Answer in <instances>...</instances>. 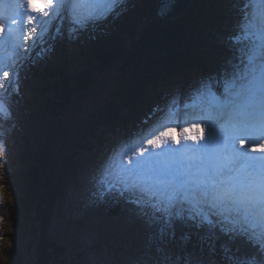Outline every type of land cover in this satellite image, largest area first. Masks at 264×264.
I'll list each match as a JSON object with an SVG mask.
<instances>
[{
  "label": "snow or ice",
  "instance_id": "1",
  "mask_svg": "<svg viewBox=\"0 0 264 264\" xmlns=\"http://www.w3.org/2000/svg\"><path fill=\"white\" fill-rule=\"evenodd\" d=\"M15 2L30 5L38 14L31 16L21 9L14 17L21 26L26 20L35 22L31 31L36 35L31 37L30 47L36 48L44 43L54 24L62 25L65 13L70 14L74 30L85 28L119 16L126 0ZM40 4L49 10L45 12ZM243 7L241 33L234 37L237 43L246 42L241 49L242 66L226 80L223 95H218L211 81H206L187 102L173 98L165 115L135 140L123 145L107 166V176H114L125 185L121 195L125 191L134 196L139 193L134 202L151 206L154 214H165L167 223L160 229L158 248L163 258L159 264H176L167 258L163 245L175 237L171 231L173 218L183 219L185 214L197 227L208 226L209 240L219 227L233 241L244 240L264 249V0H245ZM12 22L10 19L6 27L0 17V49L5 45L15 49ZM56 32L59 34V26ZM26 56L24 53L21 59ZM9 72L12 75L5 85L2 77ZM18 79L15 63L6 65L0 60V116H11L7 97L10 91L18 90ZM185 124L206 125L207 135L201 130L199 139L189 137L195 143L185 142L181 146V141L171 135L175 130L172 125L183 128ZM257 150L260 155L251 154ZM6 153L7 145L0 132V168L5 169V175ZM2 189L0 185V193ZM213 216L219 219L214 220ZM3 219L0 216V221Z\"/></svg>",
  "mask_w": 264,
  "mask_h": 264
},
{
  "label": "trees",
  "instance_id": "2",
  "mask_svg": "<svg viewBox=\"0 0 264 264\" xmlns=\"http://www.w3.org/2000/svg\"><path fill=\"white\" fill-rule=\"evenodd\" d=\"M182 24H186V21L185 22L183 21ZM175 26L180 28V30H182V27L180 25H175ZM156 31L163 32L159 27L156 28ZM164 35H167V34H164ZM182 36L183 34H179V32L173 31L172 33L169 34L168 40L170 42H174V41L179 42ZM168 40L166 39L165 43L167 45L168 50L172 51L171 44L168 42ZM146 48L147 49L151 48L152 50L155 51L154 45L151 46L148 44ZM186 64H187L186 59L180 58L179 62L174 64V67L177 69H180V68L183 69L186 67ZM166 65L167 64L163 65V67ZM103 68L104 66L102 67V69ZM91 77H92L91 75H89L86 79L84 78L80 79L78 77L76 80L74 79L73 84L70 85L71 81L69 77L65 75L60 76V78L57 79V82H58L57 89L54 91L52 89H49L50 94H47L48 98L51 100V101L49 100L50 105H47L48 108L50 109L59 108L60 111H62L63 108L66 110L68 107H72L75 101L74 99L76 98L78 93H79V99H80L83 93H86L87 91L90 90ZM154 78H155L154 74L151 77L144 76L143 78H140L138 80H135L134 78L131 81V83H133V86H135L136 88L135 95L140 98V95L142 94V89H141L142 86L144 85L146 86L147 84L152 82ZM74 90H77V91L73 93ZM62 103H63V106H61ZM112 104H114L115 107L112 110H110V107L107 106L108 110L110 111L108 112V114L103 113L102 116L99 118H95L94 114H89L88 116L83 117L82 120L80 119L79 116H77L75 120H72L71 125L79 124L83 127L82 130H77L76 128H73V130L75 131L76 137L81 143L82 149L84 151L86 150V147L88 144H92L94 141H99L102 138H104L106 136V133H105L106 129L115 130L122 124L123 126L124 125L129 126L128 121L135 122V120L139 117V114L143 111V105H144L143 100L137 101V97L134 98V100H130L129 97H121L119 99V103L117 101L116 102L113 101ZM98 110H102V108ZM104 110L107 111L106 108H104ZM123 111H125L127 116L121 119V114L123 113ZM14 118H15V122L17 123L18 121L17 118L16 117ZM17 125L23 130L24 128H26L25 124L22 125V124L17 123ZM53 131H55V134L52 139V146H50V150L48 151L46 150V148H44L43 152L40 153V158L38 159L36 157L35 163L38 164V168L36 172L37 174L34 177L33 182H31L32 180L31 177L33 173L32 171V173L30 172L28 176L26 177L23 175L25 182L22 183V187L25 188L26 186L27 193L31 194V196L34 195L35 197V203L31 207H33V210L36 213L35 220H38V221H35V222L30 221L31 224L35 223L34 225H32L33 227L26 228V226L23 224V227L25 229L21 225H19V228L21 231L27 230V233L29 232L28 235L30 234L31 239L33 238L37 239V236H42V239H41L42 243H38V247H37V254L39 255V257H37L36 255H31L29 256L28 260H22V262H20L19 258L21 254H19L20 253L19 250L17 248L16 249L12 248L14 252V258L12 254H10L8 257L13 261L12 262L13 264H25L29 262V259L32 261L35 259V262L33 261L35 264H51V261H52V257H50L47 254V252H49L50 250L51 245L50 243L47 245L46 244L47 240L46 239L43 240V237L45 235L47 236L49 235V229H47L48 228L47 225L49 226L47 222L48 221L47 218L49 217V213L53 206V197H54L55 189H54V185L52 186V183L54 181L53 177L57 170L56 162L60 166L64 164L66 160L65 167L61 169V171L64 172L63 176L58 181V183L61 184L60 182L62 183L64 182V180L62 179L67 174L71 173V171L74 169L73 165L77 159L72 156L76 154L77 152H75L70 146L67 145V143L61 140V132L59 131V129L55 127V130ZM52 155L55 156L53 157V160L51 159ZM35 163H34V166H36ZM41 182H42V187H41L42 189L38 188L39 186H41L40 184ZM14 184H15L14 189H18L16 183ZM58 190H59V187H58ZM14 194L16 195V197L20 198V195L16 192V190H14ZM32 199L28 196L27 201L25 202V205H22L24 210L30 209L29 203L33 202ZM41 228L43 229L42 232H41ZM12 244L13 246H18L17 243H12ZM36 246L34 247L28 246L27 248L34 250ZM28 253L30 254V252Z\"/></svg>",
  "mask_w": 264,
  "mask_h": 264
},
{
  "label": "rangeland",
  "instance_id": "3",
  "mask_svg": "<svg viewBox=\"0 0 264 264\" xmlns=\"http://www.w3.org/2000/svg\"><path fill=\"white\" fill-rule=\"evenodd\" d=\"M190 26H191V28L196 27L195 25L194 26L190 25ZM109 81H114L117 83L119 82L118 79L113 77L112 75L109 76V79L107 81H104L101 83L94 82L92 88L89 91H87L86 93H83L81 98L74 102L73 107H71L67 111V113L64 115L63 118H59V115L61 114V112H59L57 109L53 110L52 112L46 110V108H45L46 99L43 95H41L39 93V96H40L39 105H38L37 112L34 115L33 123H32L33 134L29 137H31L32 141H38L37 140L38 135L36 133V130L43 131L44 134L47 135L49 132L54 130L52 128V126H55L61 132V140L63 142L69 143L71 145H76L77 144V137H76V133L73 130V128H76L77 130H82L83 127L79 124L69 125L71 123V118L75 115L74 111L76 110V111L80 112L79 114H76V115H81V117H80L81 120L83 119V117H86L89 114H97L98 115L99 113L97 111H99V110H98L97 106L94 105V109L96 111L91 110L93 102H95L97 99H101L107 103L109 96L113 97L115 99V93L112 94L111 91H102L101 88L99 87V85L108 86ZM30 96H31V94L29 95L28 101L30 99ZM36 98H37V95H35V99ZM89 101H91V105L86 109V106H87ZM109 111L110 110L105 111V114L106 113L108 114ZM85 113H86V115H85ZM18 118H19V116H18ZM20 121H24V120L21 119ZM19 123H21V122H19ZM47 123L50 124L48 127H46ZM6 128L7 127H3L2 130H5ZM17 129H18V126H17ZM17 129L15 128V129H13V131H15ZM70 130H72L73 133H72L71 140L68 141V139L66 138L67 134H65V133L67 131H70ZM69 133H71V132H69ZM28 134H30V131L28 132ZM44 134L42 136H44ZM6 145H7V152L13 151V153H11L10 156L8 157L7 164H6L5 168L7 170H12L14 164L16 162H19L20 166H23V165L27 166L28 165V168H31V171H33V177H35L37 174L36 172H37L38 164H36L34 162L36 165V166H34L32 164V162H30V160L33 157H37L38 159L40 158L39 147H37V145H34V146H32L31 150L25 149V153H24L23 147H21V146L17 149L15 145H10V144H6ZM27 156H29V157H27ZM21 171H22V169L15 170V173H14L15 177H17L19 179V181H20V178L22 176ZM28 172H30V171H28ZM31 182H33V180H31ZM20 183L22 184L21 181H20ZM40 184L42 185V182ZM4 187H5L6 191L4 190V188L2 189V193H1L2 200H0V204H2V202L4 201L3 198H5L11 204V207H14L13 203L15 204V201L10 196V193H9L10 190L7 188L6 185H4ZM0 208H3V206L0 205ZM2 211H4V210H2ZM2 211H0V214H2L1 213ZM8 211H10V216H12V213H13L12 208L9 207ZM8 216H9V214H8ZM90 220H91V218L87 217L88 223L90 222ZM12 223H9L7 225V223L0 221V236L3 237V239H2L3 241L0 240L1 241L0 242V263L1 264H9L8 256L10 255V252L12 250V248L9 247V245L12 244L9 237L16 238V243L19 246H21L25 249H28L26 244H25V238H27V234L24 235L23 233H21L20 236H16L15 235L16 230H15V227L13 226ZM20 224L21 225L24 224L23 219L20 220ZM31 225H33V224H31ZM41 239H42V236L38 237V243H42ZM45 239L48 240L46 236L43 237V240H45ZM29 250H32V249H29ZM32 252H33V250H32ZM61 255H62V253L60 252L59 256H61ZM23 256L24 255L22 253V258H24ZM65 256L66 255H64L62 258H64ZM5 258H6V260H5ZM19 261L22 262L21 259H19ZM67 262H70V261L65 259L63 261V264H65ZM25 264H27V263H25Z\"/></svg>",
  "mask_w": 264,
  "mask_h": 264
},
{
  "label": "bare ground",
  "instance_id": "4",
  "mask_svg": "<svg viewBox=\"0 0 264 264\" xmlns=\"http://www.w3.org/2000/svg\"><path fill=\"white\" fill-rule=\"evenodd\" d=\"M88 216H86V218H87ZM214 218H217V217H215V216H213ZM84 219V218H83ZM85 220V219H84ZM86 222H87V220H86Z\"/></svg>",
  "mask_w": 264,
  "mask_h": 264
}]
</instances>
